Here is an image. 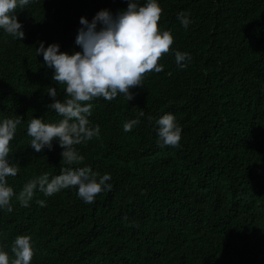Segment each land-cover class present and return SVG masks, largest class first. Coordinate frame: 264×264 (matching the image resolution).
<instances>
[{"label": "trees", "instance_id": "trees-1", "mask_svg": "<svg viewBox=\"0 0 264 264\" xmlns=\"http://www.w3.org/2000/svg\"><path fill=\"white\" fill-rule=\"evenodd\" d=\"M159 2L158 26L173 35L158 60L162 71L145 73L128 102L122 95L93 100L88 119L100 134L76 145L79 166L110 173L111 190L93 203L75 188L51 196L37 190L27 207L13 197L12 211H0V245L10 256L12 239L29 234L31 264H264V0ZM126 5L32 0L16 10L22 40L0 30V117L23 118L10 141L19 165L8 177L14 192L65 166L55 141L39 153L29 146L32 116L61 118L47 109L49 85L65 95L34 47L44 41L79 50L81 16ZM181 10L192 19L187 29L177 19ZM174 50L191 53L187 67H177ZM140 112V123L123 131ZM164 112L182 128L179 148L156 142L155 118Z\"/></svg>", "mask_w": 264, "mask_h": 264}, {"label": "clouds", "instance_id": "clouds-1", "mask_svg": "<svg viewBox=\"0 0 264 264\" xmlns=\"http://www.w3.org/2000/svg\"><path fill=\"white\" fill-rule=\"evenodd\" d=\"M32 0H0V30L22 40L24 31L17 19L16 10L25 8ZM163 9L159 0H127L125 8L113 13L107 8L98 10L91 19L79 18L74 43L79 50L63 51L57 42L39 41L36 55L43 57L45 66L52 69V80L64 86V97L58 98L57 87L49 85L51 98L47 109L54 110L59 120L47 121L32 116L27 122L29 146L34 152L47 148L53 141L61 149L63 167L57 175L43 172L26 181L17 193L8 183L9 176L19 172L18 163L10 158V141L14 138L21 116L0 117V211H12V198L27 207L35 191L51 196L63 189L75 188L77 196L85 203H93L97 194L112 188L111 174H101L91 166H79L84 160L76 145L86 143L100 134L99 125L88 119L96 98L113 100L122 95L128 102L133 99L132 88L142 86L144 74L160 72L158 63L173 43L170 30L158 26ZM177 19L185 29L192 23L190 14L181 10ZM175 63L183 69L191 62V53L174 50ZM126 121L123 131H131L140 123V116ZM149 119H153L149 117ZM157 144L160 147L179 148L182 128L173 113L164 112L155 118ZM73 165H76L73 167ZM37 202L44 206L45 201ZM12 255L0 245V264H31L34 253L29 234H17L11 242Z\"/></svg>", "mask_w": 264, "mask_h": 264}]
</instances>
